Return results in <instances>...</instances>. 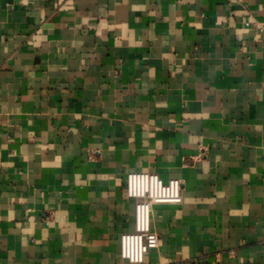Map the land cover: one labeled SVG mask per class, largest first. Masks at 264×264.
<instances>
[{"label":"crops","instance_id":"obj_1","mask_svg":"<svg viewBox=\"0 0 264 264\" xmlns=\"http://www.w3.org/2000/svg\"><path fill=\"white\" fill-rule=\"evenodd\" d=\"M135 171L140 264H264V0H0V264H136Z\"/></svg>","mask_w":264,"mask_h":264},{"label":"built area","instance_id":"obj_2","mask_svg":"<svg viewBox=\"0 0 264 264\" xmlns=\"http://www.w3.org/2000/svg\"><path fill=\"white\" fill-rule=\"evenodd\" d=\"M183 182L179 178L164 181L156 172L135 171L127 176L128 196L135 200V228L121 236V255L140 264L145 255L158 247L159 236L152 227L155 204L180 203Z\"/></svg>","mask_w":264,"mask_h":264}]
</instances>
